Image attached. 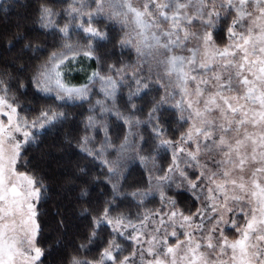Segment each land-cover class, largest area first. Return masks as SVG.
Segmentation results:
<instances>
[{"label":"snow or ice","instance_id":"snow-or-ice-1","mask_svg":"<svg viewBox=\"0 0 264 264\" xmlns=\"http://www.w3.org/2000/svg\"><path fill=\"white\" fill-rule=\"evenodd\" d=\"M0 264H264V0H0Z\"/></svg>","mask_w":264,"mask_h":264},{"label":"trees","instance_id":"trees-1","mask_svg":"<svg viewBox=\"0 0 264 264\" xmlns=\"http://www.w3.org/2000/svg\"><path fill=\"white\" fill-rule=\"evenodd\" d=\"M128 57H129V53L128 52H125V58H128ZM131 59L135 60V53L134 52L131 53ZM85 63H87V62H85ZM85 80H86L85 74H83V73H76L74 75V78L72 79V83H74V84H80V83H84ZM96 87L98 89L99 88V85L97 84ZM96 98L97 97L93 96V102L95 101ZM84 107L87 108L88 105L86 104ZM69 111L70 112H73V113H77V112L82 111V109L72 108V109H69ZM78 119H79V117H78ZM137 174L138 173L134 170L133 175H137ZM156 206H158V205H156V204H149L148 205L149 208L156 207Z\"/></svg>","mask_w":264,"mask_h":264}]
</instances>
